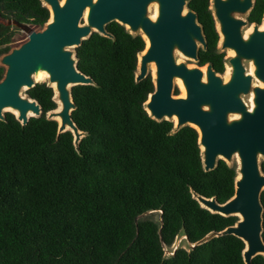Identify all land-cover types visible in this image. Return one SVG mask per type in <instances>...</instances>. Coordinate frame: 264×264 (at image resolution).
Instances as JSON below:
<instances>
[{
  "label": "trees",
  "instance_id": "trees-1",
  "mask_svg": "<svg viewBox=\"0 0 264 264\" xmlns=\"http://www.w3.org/2000/svg\"><path fill=\"white\" fill-rule=\"evenodd\" d=\"M188 8L207 40L199 65L223 74L210 0H191ZM263 14L264 0H256L249 21L260 23ZM49 17L40 0H0V56L18 30L9 21L42 28ZM107 31L113 39L94 33L76 49L78 69L94 82L72 88V117L86 133L79 151L71 132L58 134V123L46 117L57 109L46 83L26 92L41 117L21 125L6 113L0 121V264H244V242L233 235L164 258L162 243L171 247L182 229L197 242L237 222L202 208L191 193L225 203L235 193L236 168L219 160L205 172L197 131L172 133L173 122L148 115L152 78L135 81L145 41L116 22ZM150 211L159 220L141 218Z\"/></svg>",
  "mask_w": 264,
  "mask_h": 264
},
{
  "label": "water",
  "instance_id": "water-1",
  "mask_svg": "<svg viewBox=\"0 0 264 264\" xmlns=\"http://www.w3.org/2000/svg\"><path fill=\"white\" fill-rule=\"evenodd\" d=\"M40 1L50 13L40 30L17 21L7 23L29 36L0 56V67L4 69L0 121H5L6 113H12L21 125L41 117V105L26 92L39 83L35 77L45 73L57 104V109L46 117L58 123V134L71 132L79 151L86 133L72 117L76 109L72 88L94 82L78 69L76 49L94 33L113 39L107 26L112 22L120 24L129 34L145 41L144 50L138 54L135 81L152 78L154 90L144 103L148 115L157 122H173L172 133L186 126L194 128L205 172L214 170L219 160L229 167L237 161L235 193L225 203L191 190L202 208L223 217H236L237 222L197 242L190 241L182 229L171 247L162 243L164 258H173L180 249L191 252L225 235L244 242V264H252L257 256L264 257V26L248 27L247 21L256 0H210L219 35L218 52H233L227 58L228 77L210 63H187H198L200 50H207L198 15L188 8L191 0ZM177 81L182 87L181 96L176 93ZM149 213L153 212L144 215Z\"/></svg>",
  "mask_w": 264,
  "mask_h": 264
},
{
  "label": "rangeland",
  "instance_id": "rangeland-1",
  "mask_svg": "<svg viewBox=\"0 0 264 264\" xmlns=\"http://www.w3.org/2000/svg\"><path fill=\"white\" fill-rule=\"evenodd\" d=\"M0 22L5 23V21L3 19H1V18H0ZM30 27L34 31H38V30L41 29L40 27H36V26H33V25H30ZM28 36H29L28 33L24 32L23 30L18 28V30L16 31L15 36H14V38L12 40L11 48L18 47L19 45H21L23 42H25L28 39ZM227 57H228V53H227ZM187 63L189 65H197V63L192 62V61H187ZM38 82L39 83H46V80H40ZM177 87L178 88H176V89L179 91L178 95L181 96L182 95V90H181V88L179 87L178 84H177ZM261 162H264V160H261ZM233 166L237 167V161H234ZM148 216H150L151 218H154L156 220H159V214L158 213H149V214H146V215L142 216L141 218H145V217H148Z\"/></svg>",
  "mask_w": 264,
  "mask_h": 264
},
{
  "label": "bare ground",
  "instance_id": "bare-ground-1",
  "mask_svg": "<svg viewBox=\"0 0 264 264\" xmlns=\"http://www.w3.org/2000/svg\"><path fill=\"white\" fill-rule=\"evenodd\" d=\"M227 53H228V57H232V56H233V52H232V51H228ZM151 70H152V73L154 74V72H155V68H154V66H151ZM251 71H252V69H251ZM229 72H230V69L227 68L226 77H228ZM46 79H47V75H46L45 73H40L38 76L35 77V80H36L37 82L40 81V80H46ZM176 83H177V84L180 86V88L182 89L180 82L177 81ZM182 92H183V91H182Z\"/></svg>",
  "mask_w": 264,
  "mask_h": 264
},
{
  "label": "flooded vegetation",
  "instance_id": "flooded-vegetation-1",
  "mask_svg": "<svg viewBox=\"0 0 264 264\" xmlns=\"http://www.w3.org/2000/svg\"><path fill=\"white\" fill-rule=\"evenodd\" d=\"M252 12V11H251ZM250 16V15H249ZM249 16H248V18H247V21H248V23H249V26L248 27H250V26H252V25H254V24H258L260 27H263L264 26V24H263V21H264V14H263V17H262V20H261V22L260 23H257V22H253V23H251L250 21H249ZM216 25V24H215ZM219 36V35H218ZM218 43H219V40H218ZM224 54H225V71H224V73L223 74H225L226 72H227V65H226V63H227V52H223ZM211 64V63H210ZM197 65H199V62L197 63ZM200 66V65H199Z\"/></svg>",
  "mask_w": 264,
  "mask_h": 264
}]
</instances>
